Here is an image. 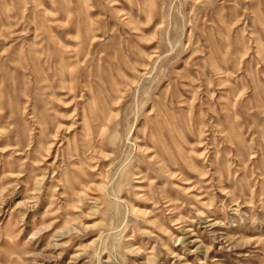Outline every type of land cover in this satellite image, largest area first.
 <instances>
[{
    "label": "rangeland",
    "instance_id": "1",
    "mask_svg": "<svg viewBox=\"0 0 264 264\" xmlns=\"http://www.w3.org/2000/svg\"><path fill=\"white\" fill-rule=\"evenodd\" d=\"M0 264H264V0H0Z\"/></svg>",
    "mask_w": 264,
    "mask_h": 264
}]
</instances>
